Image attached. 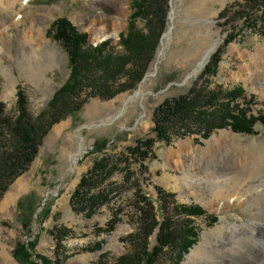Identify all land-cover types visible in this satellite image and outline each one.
<instances>
[{"label":"rangeland","instance_id":"374dc122","mask_svg":"<svg viewBox=\"0 0 264 264\" xmlns=\"http://www.w3.org/2000/svg\"><path fill=\"white\" fill-rule=\"evenodd\" d=\"M95 1H22L35 23L24 11L19 23L0 30V47H6L0 51L5 121L21 113L18 86L27 112L35 117L49 104L42 108L47 90L59 86L71 71L66 41L53 29L56 19L66 16L78 32H87L88 44L107 40L106 50L115 53L124 52L119 40L130 21L158 37L149 67L135 87L111 98L90 97L79 111L53 123L41 137L30 166L0 198V264H30L15 256L18 245L39 264L44 258L56 264H112L142 245L152 251L162 223L174 222L181 228L188 220L191 228H182L186 232L175 230L180 243L195 233L188 250L179 258V244L171 243L155 254L151 264H183L199 244L202 251L193 264L247 260L258 264L264 258V192L260 196L256 187L262 182L264 189V167L244 176L249 197L242 202L229 201L227 188L238 177L234 168L239 158L252 156V165L264 162V0H207L205 13L190 8L197 0H126L117 13L114 6ZM100 13L114 14L116 19L92 25L89 19H97ZM39 27L44 32L35 35L36 41L58 46L55 61L39 45L36 51L20 47L19 34L29 29L36 33ZM215 42L205 64L190 76ZM233 43L242 55L232 50ZM51 60L54 65L46 68ZM35 68L45 69L44 76L31 75ZM241 72L243 76L232 79ZM8 76L14 80L15 92H5ZM125 80L124 74L118 81ZM182 95H188L192 110L162 117L156 128L160 107L164 110L167 100ZM226 129L237 144L228 154L220 143L221 131ZM158 132L166 133L165 138ZM215 134L219 139L208 142ZM186 139L189 146L169 158L176 144ZM98 164L104 179L90 194L104 192L107 199L92 212L78 211L72 195ZM193 166L198 173L186 176ZM220 170L233 173L224 176ZM191 180L201 182L198 194L189 189ZM212 181L218 182L216 188ZM211 196L218 210L208 206ZM183 203H197L206 212L186 215L179 208ZM145 231H149L146 239Z\"/></svg>","mask_w":264,"mask_h":264},{"label":"trees","instance_id":"16d2710c","mask_svg":"<svg viewBox=\"0 0 264 264\" xmlns=\"http://www.w3.org/2000/svg\"><path fill=\"white\" fill-rule=\"evenodd\" d=\"M136 13L135 11L134 16L137 15ZM53 29L58 30V38L66 41L71 69L70 75L60 89L55 92L47 107L35 117H32L25 108L24 95L20 86H18L17 104L21 107V113L16 118L10 117L9 120H4V102L0 101V198L8 186L30 166L37 154L41 137L53 123L69 114H75L90 97L111 98L118 92L133 87L141 80L154 56L158 39L152 30L144 33L136 27L134 22L130 21L127 31L121 33L119 40L120 44L124 46V52L115 53L106 50V46L109 44L107 40L96 46L88 44L86 41L87 32H78L66 16L56 19ZM124 74L126 80L118 81ZM190 102L188 95L167 100L163 105L165 109L163 110L161 106L159 113L158 111L156 113V121L158 120L156 128L159 126L162 117L163 119L172 115L176 117L179 116V113L192 110V105H190L192 102ZM158 134H161L158 137L165 138L166 133L158 132ZM99 166L100 164L96 165L94 169L84 175L72 195V205L78 211L92 212L94 208L107 199L104 192L90 194V189L104 179L103 176L100 177ZM179 208L186 215L206 212L197 203H183L179 205ZM189 221L188 223H190ZM164 223L160 226L158 243L152 251L147 250L146 245H142V248L132 254L129 252L121 254L112 264H151L155 254L161 252L165 246L171 243L179 244L177 246H179L181 254L179 253L178 257L181 258L182 253H185L193 243L192 238L195 233H191L190 238L183 239V242L180 243L182 239L177 240L175 237L177 231L186 232L185 230L191 226L187 223L178 228L174 222ZM155 225L154 222L153 226ZM146 228L144 227V230ZM150 230L152 231V228ZM149 231H145L143 236L145 239ZM14 254L19 260L23 259V262L39 264L31 259V254L24 246L18 245ZM43 264L56 263L44 258ZM100 264L107 263L101 261Z\"/></svg>","mask_w":264,"mask_h":264},{"label":"bare ground","instance_id":"6f19581e","mask_svg":"<svg viewBox=\"0 0 264 264\" xmlns=\"http://www.w3.org/2000/svg\"><path fill=\"white\" fill-rule=\"evenodd\" d=\"M22 1L27 2V0H0V30L4 31L10 25L14 24V22L19 23L18 21L20 20L24 11L26 13V17L29 18V22L32 25L35 23V21L37 19L34 17V15L28 13L26 11V9H23L25 7V5L23 4ZM125 1L126 0H96L95 3L102 4V5H110V6L112 5L116 9V13H117L120 10L119 6L124 4ZM206 4H207V0H197L196 2H194L192 4V6H190V8L193 9L194 11H202L205 13L206 10L204 11V9L205 8L207 9V7H205ZM206 13H207V15L210 14V12L208 13V11ZM115 19L116 18L114 16V14L100 13L97 19H89V22L92 25H94L95 22L97 25H99V24H104V23H107V22L115 20ZM31 29H33L32 26H31ZM31 29H29L27 32L19 34L20 47H22V49H24V50L26 49V50H30V51H36V46L39 45V48H45V51L48 50L49 55H52L51 56L52 60H54V58L56 56V52L58 51V46H56V45L51 46L48 43L42 44L43 43L42 40H41L42 43L36 41L35 35H37V36L42 35V33L44 32L43 27H39L37 29L36 33H35V31H33ZM168 35H169V32L165 34V37H167ZM216 44H217V42L213 43L210 47H208L206 49V51L203 55V58L201 59V61H199L198 65L193 70V72L190 74V76L195 74L197 71L200 70V68H202L204 63L207 61L210 53L215 48ZM231 48H232V50H234V49L238 50L239 53H241V55H242V52L240 51V47L237 43H233ZM2 50H6V47H4V46L0 47V51H2ZM248 58L250 59V56ZM52 60H51L52 64L46 66V68L52 67L54 65L55 60L54 61H52ZM261 69L262 70L264 69V65H261ZM44 70L42 72L39 69L35 68L34 70H32L33 72L31 75L34 76V74H36V75L42 74V77H43L44 76L43 75ZM25 71H26V69H25ZM241 74H243V73L241 72L238 74H233L232 79H237L240 76H243ZM8 77H9V82L5 85V92H8V90H12V92H15L14 80L11 78V76H8ZM261 86L263 87V89H262L263 92H262L261 96L264 98V82L261 83ZM250 89L252 90V89H257V88L256 87H250ZM51 91H52V89L47 90V93L49 94ZM139 93H140V91H137L135 93V96H138ZM220 135H221L220 143L222 142L223 143L222 147L223 146L225 147L224 152L226 154H228V152L235 151L236 150L235 148H237V144H235L234 136H233L232 132L226 129V130H222ZM217 139H219V136L217 134H215V135H213V137L210 140H207V141L211 142V141H215ZM227 140L229 142H226ZM216 142H218V141H216ZM189 144H190V140H188V139L179 141L176 144L177 149L176 150L172 149L170 151L169 158L170 157L172 158V155L174 154V152H176V153L179 152L180 149H184V147H188ZM77 160H78V158L75 157L74 161L76 162ZM238 161H239V163H238ZM238 161L235 162V168H234V171L238 172V177H235L236 179H234L233 185L229 184L230 186H228V188H227L229 190V193L227 194V198L229 201L236 198L239 202H242L243 200H245L249 197V191L244 185V180H245L244 176L250 175V177H251V175H254V174L261 172L262 168L264 167L263 166L264 162L262 161L260 165H254L255 163L253 162L254 164L252 165V161H254L252 156H248V157H245L243 159L239 158ZM177 163H180V161H178ZM206 169H208V167ZM216 171H217V169H216ZM220 171L223 173L224 176L233 173V172L232 173H230V172L224 173L223 170H220ZM194 172L198 173V170H197V168H195V166H193V168H190L189 173L185 172L184 174L186 176H188L190 173L192 175ZM210 184H212L213 188H216V186L218 185V182L212 181V182H210ZM187 185H188L189 189L192 188L198 194V192H199L198 187H200L201 182L197 181V180L196 181L191 180V181L187 182ZM256 188H258V192L260 193V196H262V193L264 192L263 191L264 189L262 187V182L257 184ZM207 204L210 207V209H215V210L219 209V205L213 196L208 197ZM216 205H218V206L215 208ZM201 251H202V247H201V244H199L195 248H193L190 253L187 254V256L185 257V259L183 261V264H193V258L195 256H197L198 254H200ZM250 261L254 262L255 260H250ZM248 262L249 261L247 260L245 263H239V264H250ZM225 264H232V263L226 262ZM258 264H264V258L262 260H260L258 262Z\"/></svg>","mask_w":264,"mask_h":264},{"label":"water","instance_id":"95a60500","mask_svg":"<svg viewBox=\"0 0 264 264\" xmlns=\"http://www.w3.org/2000/svg\"><path fill=\"white\" fill-rule=\"evenodd\" d=\"M68 62H69V60L67 59V60H66V63H68ZM204 64H205V63H204ZM69 75H70V70H69V72L67 73V75H66L64 81H63L59 86H57L55 89H53V90L47 95V97H46V99H45V103H44V105H43L42 108H44V106L47 104V102H49V101L53 98L55 92H56L58 89H60V87H61V86L67 81ZM16 91H17V89H16Z\"/></svg>","mask_w":264,"mask_h":264}]
</instances>
